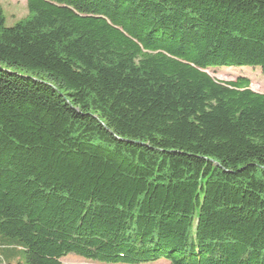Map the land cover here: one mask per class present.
Wrapping results in <instances>:
<instances>
[{"label": "trees", "instance_id": "obj_1", "mask_svg": "<svg viewBox=\"0 0 264 264\" xmlns=\"http://www.w3.org/2000/svg\"><path fill=\"white\" fill-rule=\"evenodd\" d=\"M0 10V264H264V0ZM18 257L22 260L18 261Z\"/></svg>", "mask_w": 264, "mask_h": 264}, {"label": "rangeland", "instance_id": "obj_2", "mask_svg": "<svg viewBox=\"0 0 264 264\" xmlns=\"http://www.w3.org/2000/svg\"><path fill=\"white\" fill-rule=\"evenodd\" d=\"M0 10L3 14L4 25L10 26L26 15V0H0ZM212 77L230 81L238 76L246 77L250 81V88L257 92H264V70L259 67L250 66H218L216 69L207 70ZM22 258L18 257V261ZM62 264H101L96 261L79 257L69 253L62 258ZM151 264H165V262H156Z\"/></svg>", "mask_w": 264, "mask_h": 264}]
</instances>
